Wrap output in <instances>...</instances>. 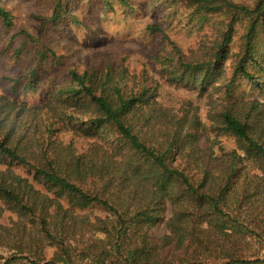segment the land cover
Masks as SVG:
<instances>
[{
	"label": "trees",
	"instance_id": "1",
	"mask_svg": "<svg viewBox=\"0 0 264 264\" xmlns=\"http://www.w3.org/2000/svg\"><path fill=\"white\" fill-rule=\"evenodd\" d=\"M50 1L59 22L73 0ZM117 1L166 21L144 24L140 67H68L42 105L0 97V220L17 217L0 264H264V0ZM0 18L15 27L5 0ZM16 37L34 66L8 79L37 90L61 58Z\"/></svg>",
	"mask_w": 264,
	"mask_h": 264
},
{
	"label": "rangeland",
	"instance_id": "2",
	"mask_svg": "<svg viewBox=\"0 0 264 264\" xmlns=\"http://www.w3.org/2000/svg\"><path fill=\"white\" fill-rule=\"evenodd\" d=\"M133 1L135 5L140 2V0ZM114 2L116 4L114 9H104L102 1L73 0L65 18L59 22H53L50 21L52 14L50 0H5L13 12L16 25L13 29L6 31L0 18V97L7 96L11 99L26 101L30 106L42 105L47 93L57 83L65 80L68 67L89 69L90 72L102 70L108 64L120 66L129 62L133 67H140L157 47V42L150 40L151 37L143 32L144 24L160 22L166 26V21L162 14L154 13L153 9L145 6L144 3L141 5L142 11H133L128 6L119 4L117 0ZM74 15L79 17L80 24L73 22L71 16ZM21 30L34 35L40 43L53 47L61 58V67L47 64L38 69L41 85L37 90L31 87L27 89L25 87L27 80L21 81L14 90L15 83L8 79H19L25 76L27 69L34 66V59L25 55L18 59L14 55L25 44V37H16L12 40L11 37ZM38 44V42L28 44L26 51L28 52L32 46L37 49ZM3 50H5L4 54ZM172 92L176 93L174 88ZM173 99L176 101L172 95L166 96L168 101ZM205 109L204 107V112ZM221 139L229 149L235 147L233 139L225 136ZM202 140L207 141L205 137ZM89 214L90 218L95 219L102 213L96 210ZM11 218L17 217L7 213L6 218L0 222L4 226H11L13 224ZM165 233V224L158 226L154 231L157 240ZM43 250L44 257L49 258L54 255L55 249L49 245H44ZM7 255L6 248L0 247V263ZM44 263L45 261H40V264Z\"/></svg>",
	"mask_w": 264,
	"mask_h": 264
}]
</instances>
